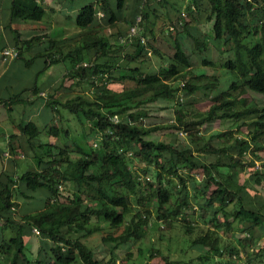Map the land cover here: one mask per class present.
Instances as JSON below:
<instances>
[{"label": "trees", "instance_id": "trees-1", "mask_svg": "<svg viewBox=\"0 0 264 264\" xmlns=\"http://www.w3.org/2000/svg\"><path fill=\"white\" fill-rule=\"evenodd\" d=\"M158 1L145 0L141 13L146 21L152 13L157 16L151 5L158 4ZM127 4L128 0H95L84 4L76 15L77 25L84 30L79 39L65 45V48L71 47L69 50L62 49V46L54 48L51 43L45 53L47 62L71 61L60 87L66 85L69 77H76L77 82L100 79L92 96L77 94L63 100L53 93L46 97V104L55 112H59L60 107L66 108L82 122L91 120V130L100 132L101 139L90 150L75 141L80 155L73 158V148L68 141L61 143L52 139L43 142L40 140L42 131L36 122L22 120L16 123L18 132L25 135L29 147L35 152L36 167L14 174L10 171L0 173V221L16 228L8 240L4 237L0 243V257L7 254V264H117L116 249L140 237L154 214L169 225L175 217L185 214L188 236L193 225L186 208L192 206V191L197 199L202 200L200 208L209 225L225 226L231 231L236 220L245 221V234L238 238L240 243L250 240L249 235L253 236L257 228L264 232V197L257 189V184L264 185L263 175L257 174L252 180L241 173L246 168L242 156L247 149L251 147L255 152L264 147V103L246 104L243 97L248 91L264 95V0H188L185 11L177 9L172 14L169 8L175 4L169 5V0H161L163 9L169 12V19L174 23L172 27L176 29L172 33L175 51L170 62L156 73H144L135 64L116 75L112 70L117 64L111 61L109 54L114 41L109 35L99 33L100 28H96L95 23L102 11V28L115 26L116 41H119L118 36L122 34L119 15ZM45 12L38 0H14L12 4V15L22 20L41 21ZM182 12L189 16L188 19ZM255 18L258 22H254ZM204 23L208 24L210 32L203 30L201 25ZM144 25L145 31L129 34L135 45L133 52L124 54L129 60L136 61L141 56L144 51L142 42L148 44L146 35L156 37V21ZM192 27H197L200 33L194 32ZM182 33L193 53L186 51L180 38ZM16 38L20 56L36 42L35 37L19 40L18 35ZM20 41L22 45H19ZM213 43H219L223 51L230 52L223 66L234 79L226 90L210 97L212 103L208 110L189 117L181 107L183 102H178L180 106L174 108L172 123L146 124L141 121L149 115L151 104L161 98L171 100L180 95L179 101L183 99L184 90L191 94L201 88H217V75L192 72V67L199 61L197 55L201 56L202 51ZM149 45L155 53H160L156 46ZM87 55H90L88 59ZM25 61L28 64L32 58ZM200 61L211 63L205 57ZM190 72L192 75L189 76ZM198 77L207 80L201 84ZM111 79L130 80L135 85L113 90ZM194 79H197L196 83ZM174 81H180V85H174ZM34 90L38 92V86ZM234 90L239 93L234 94ZM115 114L120 116L118 121L113 119ZM215 118H228L236 124L235 128L216 135L223 138L218 146L205 140L200 130L202 124ZM247 118H251L250 124L246 123ZM244 125H248L245 136L235 134L236 129H242ZM162 129H168L167 134L185 129L191 133L192 143H178L175 139L166 141L153 136ZM47 131L56 138L62 132L69 133L68 129L57 124H51ZM12 137L20 141L17 134ZM8 147L15 151L13 142H9ZM165 152L170 154L169 158ZM206 152L222 154L221 159H203L200 154ZM139 162L156 168L153 180H149L148 166L143 168L148 174L147 179H140L133 168ZM183 167L189 172H182ZM251 170L259 172L254 167ZM184 173H188L186 176L191 179ZM173 177H179L182 182L174 201L169 186L177 185ZM189 180L191 183L187 184ZM18 191L26 199L42 202L40 208L24 211L20 220L15 218ZM35 227L40 233V244L32 258L34 252L28 244ZM105 228L108 231L103 233ZM96 231L102 232V241L110 253L108 259L98 257L84 240ZM43 241H48L49 245ZM221 242V234L215 227L199 233L190 244H201L207 250L197 256L196 264H264V244L248 250L244 262H241L238 248L231 246L227 249ZM164 264L195 263L191 259L169 260L165 257Z\"/></svg>", "mask_w": 264, "mask_h": 264}, {"label": "rangeland", "instance_id": "rangeland-1", "mask_svg": "<svg viewBox=\"0 0 264 264\" xmlns=\"http://www.w3.org/2000/svg\"><path fill=\"white\" fill-rule=\"evenodd\" d=\"M171 5L175 4V8H169V12L172 14L177 9H182L185 11V5L188 3V0H169ZM145 0H128V6L126 5V9L122 11V13L119 15V25L121 26V32L122 34L118 36L119 41H116L117 38V32L115 26H107L102 28V22L100 21L103 18V14L100 12L98 13V18L95 23L96 28L99 29V33L104 35H109L110 39L113 42V44L110 46V59L113 63L117 64V67L112 70L113 74H119L120 72H126L132 65L137 64L140 66L141 70L144 73H156L159 72L161 66H167L170 62V56L174 53L175 47H174V40H173V32H175V28L172 26L174 23L171 22L169 19V12H166L165 9H163V4H161V0L158 1V4L152 3L151 6L155 7V12H157V16L153 13L150 15V19L148 21L145 20L142 16V23L138 30L145 31V23H148V25H152L153 21H156V37L146 35V42L148 44H145V42H142L144 45V51L141 54V56L138 57L136 61L129 60L128 57H125L124 54L133 52L135 49V45L132 44L131 36L129 35V31L132 27V25L135 23L136 14H141V8L144 4ZM152 7L153 11L154 8ZM177 7V8H176ZM130 9V10H129ZM128 10L130 13H128ZM132 13V14H131ZM51 13L47 12L45 13L44 21H46ZM183 14V12H182ZM183 16H187V14H183ZM189 16H187L188 19ZM101 19V20H100ZM254 22H258V19L255 18ZM101 26V27H100ZM203 30L210 32V28L207 23H204L201 25ZM70 31H73V28H69ZM192 30L196 33H200V30L197 27H192ZM118 31V30H117ZM73 33V32H71ZM173 33V34H172ZM116 35V36H115ZM180 38L184 42V47L188 53H193V49L191 48L188 41L185 40V34H181ZM255 41V39H253ZM136 42V40H135ZM69 43H73V40ZM156 46L160 53H155L151 49V45ZM17 48V47H15ZM62 49L69 50L71 47L65 48V45L61 47ZM18 49V48H17ZM195 54V53H194ZM197 55V54H196ZM230 52L223 51L220 47L219 43H213L208 49L203 50L200 55H197L198 62L192 67V72L196 75L205 73H211L215 74L219 77V84L217 88L212 89H198L195 93H186L184 90V96L183 99H179L178 95L175 98H172L171 100L167 98H161L160 101L151 104L150 107V113L148 116L144 117L143 122L146 124H154V123H172L175 120V112L174 108L179 107L178 102H183L184 111L186 114L190 117L192 115H195L196 112H205L210 107L212 101L211 96L214 94H218L219 92L226 90L232 79H234L233 74L226 69L223 66L224 61L229 57ZM23 59H29L31 58V53L25 49L23 53ZM90 55H87L86 59H88ZM201 57H205L208 60L211 61V63L204 64L200 61ZM19 60V59H18ZM68 66L71 65V61L67 60ZM44 72L40 73V81H42L46 76L49 75V72H46V70H43ZM67 72V70H63L59 73V76L61 75L63 77L64 73ZM192 72H190L192 75ZM46 73V74H45ZM19 73L13 74L12 71L8 75V79L12 78L14 79L15 76H18ZM22 75L29 79L30 73L25 72L22 73ZM76 77H69L66 81V85L63 87H60L61 81L56 83L55 85L51 86L48 90L43 91L41 95L43 97H48L51 94H55V97H60V99H66L70 97H74L77 94L82 95H89L92 96L94 93V90L96 89V84L100 81V79H91V80H84V81H76ZM190 81H192V78H189ZM207 78H199L198 82L201 84L206 82ZM24 83H29V80L23 81ZM76 82V83H74ZM194 82H197V79H194ZM73 83L74 85H71ZM111 88L113 90H120L128 87H132L135 85V82L130 80H114L111 79ZM7 84V81L4 80L2 83V86ZM174 85H180V81H174ZM181 92V91H180ZM234 94H238L237 91H233ZM179 93V92H178ZM181 94V93H179ZM244 102L246 104H263L264 103V95L248 91L246 94L243 95ZM241 97V99L243 98ZM240 99V100H241ZM181 100V101H180ZM50 110H48V113L50 115H54L55 119L49 123L48 126L51 124H57L60 125L62 128L68 129L69 133L66 134L64 132L61 133V136L56 138L49 135H45L43 138L41 137L40 140L43 142H49L52 139H55L58 142L64 143L68 141L72 145V151L71 156L73 158H76L78 155H80L79 148L76 146L75 141L79 146H82L83 148L90 150L92 147L95 148V146L101 139V133L91 130V120H87L85 122H82L80 118H78L73 112L70 110L60 107L59 112L53 111L51 107H49ZM18 108L15 109L14 114H12L14 117H21L22 114L17 111ZM10 113V110H8L6 113ZM11 114V113H10ZM9 116V115H7ZM251 118L246 119V123L250 124ZM47 126V127H48ZM236 124L233 120L228 118H215L213 120L207 121L204 124L200 126L201 134L204 135V139L210 142L212 145H221V142L223 141L221 138L216 136L219 132L228 130L231 128H235ZM248 127V125H247ZM247 127L244 125L242 129H236L237 135L245 136L247 133ZM12 129V130H11ZM49 129V127H48ZM13 132L14 128L12 127V124L9 122V118L4 116V110L0 109V173H3V171H10L11 173H19L26 169L35 168L36 167V159L33 156L34 151L29 147L26 139L23 141H16L18 144H15V151H11L8 147V138L7 133ZM168 129H162L159 131H156L153 133V136L157 138H162V140L170 141L175 139L178 143H192V137L191 133H187L185 129H180L178 132L168 133ZM166 132V133H165ZM222 140V141H221ZM252 144L254 143L251 141ZM195 143V142H194ZM194 145V144H193ZM256 145V143H255ZM195 146V145H194ZM264 146V145H263ZM222 154H217L213 152H206L204 154H200V156L203 159L206 160H217L221 159ZM165 156L167 158L170 157V154L168 152H165ZM242 161L246 162V168L241 171L242 176H250L252 180H255L257 177V174H262V178L264 179V147L263 149H257L255 152L253 148L249 147L247 149L246 154L242 156ZM148 165L146 163H136V165L133 167L135 172L139 175L141 180H146L148 174L149 180H153V175L156 172V168L154 166H148V174L143 171L144 167H147ZM257 168L259 170L258 173H255L251 170V168ZM182 172H189L185 169V167L182 168ZM254 172V173H253ZM185 176L188 175V173H184ZM197 174V173H196ZM165 179L166 181L168 176L165 173ZM188 179H191L190 176H186ZM175 181L177 182V185L170 184V188L173 192V198L172 201L176 199V197L179 194V187H181L182 182L180 181L179 177H173ZM187 184L191 183V180H189ZM145 183V182H144ZM176 186V187H175ZM257 189L260 190V194L264 197V185L263 184H257ZM19 192V191H18ZM21 192H19V196L17 198L18 205H16L17 212L15 213V218L20 220V217L22 216V213L27 210H36L41 207L42 202L39 201H33L30 199H26L22 195H20ZM27 202V203H26ZM149 203H152L149 202ZM190 203L191 207L186 208V212L188 211L190 222L193 225V228L191 232L186 233V223L188 218L185 214L180 215L179 217H175L173 219L172 224H167L164 220L158 218L157 215L150 216L149 225L143 232V234L135 239L132 242H129L128 244L121 245L118 249H116V253L118 254V261L117 264H164L165 257H167L169 260H190L191 262L194 261V263H198L197 256L199 254H203L206 252L207 247L203 246L201 244H190V241H192L199 233L202 231H205L208 227L216 228L218 232L221 234V245L227 246V249H229L231 246H236L239 250L238 258L241 262H244V258H246L248 250L252 251L255 247L262 246L264 244V232L261 231L259 228L256 229L254 235H249L250 240H246L245 243H240L238 241V238L241 236H244V228H245V221H238L236 220L233 223V229L231 231L227 230L225 226H216L212 224H208L207 220L204 218V214L201 210V199H197L195 192L192 191L190 193ZM195 206V207H194ZM233 210H235V207L233 206ZM186 218H185V217ZM35 234V240L37 243L40 244V233L35 231L34 228L32 229ZM105 231H102L103 233L108 231V228L104 229ZM16 231V228L14 225H11V223L5 224L3 221H0V243L3 241V238L5 240H8V238L14 234ZM102 232H94L92 235L87 236L84 238L85 242L92 247L97 256L100 258H109L110 253L107 250V245L104 244L102 241ZM249 234V233H248ZM43 244L49 245L48 241H43ZM32 242L28 244V247L31 248ZM224 247V248H225ZM28 253V251H27ZM156 253V255H154ZM154 255V256H152ZM227 256V254H225ZM129 257V258H128ZM8 258L7 254L0 257V264H7Z\"/></svg>", "mask_w": 264, "mask_h": 264}, {"label": "crops", "instance_id": "crops-1", "mask_svg": "<svg viewBox=\"0 0 264 264\" xmlns=\"http://www.w3.org/2000/svg\"><path fill=\"white\" fill-rule=\"evenodd\" d=\"M13 1L0 0V109L4 110V116L9 118V122L14 128L13 132L9 131L7 133L8 143L13 142V145H15L18 142H16V138L12 137L13 135L17 134L21 141L26 139L25 135L18 132L16 128V123L22 120L36 122L42 131V138L49 135L48 125L55 117L48 113L50 106H47L46 98L41 93L61 81L62 76H59V73L65 69L68 70V65H66L67 61L63 60L54 63L47 62L45 53L50 48L51 43L56 48V46L69 45L72 40L75 43L79 39L84 30L76 23L78 9L84 4L95 0H38L45 7V13H51L46 21H44L45 16L41 21L22 20L19 17H14L12 15ZM100 13L103 14L102 11ZM71 27L73 31L69 30ZM18 35L19 40L34 37L36 39V42L32 43L27 49L32 58V61L28 64L23 59V54L15 57L5 56L4 54L5 48L16 47V37ZM19 45H22L21 41ZM43 70L49 72V75H45L44 79L39 82L40 73L44 72ZM11 71L13 74L19 73V75L15 76L14 79H8ZM25 72L30 73L29 79L22 75ZM4 80L7 81V84L3 87ZM24 80H29V83H24ZM35 85L38 86V92L34 90ZM16 108L22 114L21 117L12 115ZM8 110L11 114L6 113ZM33 234L35 233L33 232ZM29 242H32L31 246L34 252L32 258H34L39 243L36 242L35 236H32Z\"/></svg>", "mask_w": 264, "mask_h": 264}, {"label": "built area", "instance_id": "built-area-1", "mask_svg": "<svg viewBox=\"0 0 264 264\" xmlns=\"http://www.w3.org/2000/svg\"><path fill=\"white\" fill-rule=\"evenodd\" d=\"M141 21H142V15L138 14L136 16V19H135V24L130 29V33L129 34L131 36L134 35V34H137L138 28H139V25H140ZM4 54H5V56H14V57L15 56H19V49L15 48V47L5 48L4 49ZM113 119L115 121H118L120 119V116L118 114H115ZM95 144H97V143H95ZM34 230L39 232V230L36 227L34 228Z\"/></svg>", "mask_w": 264, "mask_h": 264}]
</instances>
